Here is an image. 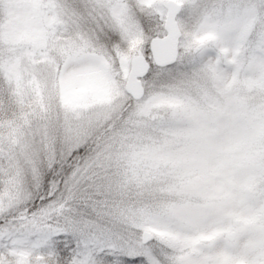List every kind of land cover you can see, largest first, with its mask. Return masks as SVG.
<instances>
[{"label":"snow or ice","instance_id":"1","mask_svg":"<svg viewBox=\"0 0 264 264\" xmlns=\"http://www.w3.org/2000/svg\"><path fill=\"white\" fill-rule=\"evenodd\" d=\"M262 158L264 0H0V264H221Z\"/></svg>","mask_w":264,"mask_h":264},{"label":"rangeland","instance_id":"2","mask_svg":"<svg viewBox=\"0 0 264 264\" xmlns=\"http://www.w3.org/2000/svg\"><path fill=\"white\" fill-rule=\"evenodd\" d=\"M260 181L259 167L253 159H246L242 162L234 176L230 180V184L234 187L235 192L230 194L227 201L228 211L224 213L223 219L225 225L238 224L242 227L238 231H233V241L236 247L243 246L245 252H249L254 248L253 229L255 227L252 218V212L255 207V193ZM237 219V223L233 220ZM225 230H217L213 241L219 239V236ZM248 264V262H245Z\"/></svg>","mask_w":264,"mask_h":264},{"label":"clouds","instance_id":"3","mask_svg":"<svg viewBox=\"0 0 264 264\" xmlns=\"http://www.w3.org/2000/svg\"><path fill=\"white\" fill-rule=\"evenodd\" d=\"M254 162L258 165L260 173V181L255 193V207L252 212L255 225L252 237L254 248L249 252H245L243 246L236 247L228 232L220 235L219 239L215 241L205 242L214 246V252L221 264H224L225 261L228 264H245V262L254 260L257 255L264 253V158L254 160ZM216 183L221 186L217 205L223 213H226L228 211V198L230 194L235 192V189L223 176L217 177ZM241 227L242 225L231 224L234 231H238Z\"/></svg>","mask_w":264,"mask_h":264},{"label":"water","instance_id":"4","mask_svg":"<svg viewBox=\"0 0 264 264\" xmlns=\"http://www.w3.org/2000/svg\"><path fill=\"white\" fill-rule=\"evenodd\" d=\"M237 222H238L237 219L233 220V223H237ZM228 234L230 235V238H233V236H234L233 231L228 232Z\"/></svg>","mask_w":264,"mask_h":264}]
</instances>
